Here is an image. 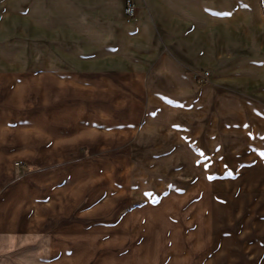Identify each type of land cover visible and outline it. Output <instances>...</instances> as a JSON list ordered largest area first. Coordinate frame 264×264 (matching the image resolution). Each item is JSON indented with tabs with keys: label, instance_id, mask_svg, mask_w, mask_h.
Here are the masks:
<instances>
[{
	"label": "rangeland",
	"instance_id": "1",
	"mask_svg": "<svg viewBox=\"0 0 264 264\" xmlns=\"http://www.w3.org/2000/svg\"><path fill=\"white\" fill-rule=\"evenodd\" d=\"M262 6L260 27L215 28L231 40L225 69L244 49L264 56ZM23 11H4L12 23L0 34V237L11 243L0 257L7 264H264V122L261 129L214 120L211 111L214 102L240 100L264 115V74L215 77L199 68L193 91L178 83L164 89L176 97L163 101L145 75L47 72L43 61L15 54L14 38L34 42V50L46 44L45 34H32L35 15ZM21 29L30 33L20 36ZM251 36L263 42L250 44ZM145 122L150 131L139 132ZM256 126L258 138H237L238 129L248 137ZM168 128L161 140L158 129ZM31 213L40 215L35 228Z\"/></svg>",
	"mask_w": 264,
	"mask_h": 264
},
{
	"label": "crops",
	"instance_id": "2",
	"mask_svg": "<svg viewBox=\"0 0 264 264\" xmlns=\"http://www.w3.org/2000/svg\"><path fill=\"white\" fill-rule=\"evenodd\" d=\"M134 2L138 10L132 20L125 16V0H0V7L10 17L22 9L26 17H31V13L35 15V20L29 21L30 26L36 28V32L32 34H45V46L39 44L36 50L31 49L29 47L34 42L20 37L14 38V42L20 43L14 51L29 64H35L36 60L43 61L47 72L63 71L73 76L145 75L148 78L147 89L151 92L159 91L158 96L163 101L176 97L165 95L164 89L173 91L178 83H181L179 87L184 86L188 91H193L190 76L199 68L212 69L215 77L247 74L263 77L264 56L256 47L242 52L239 64L233 67L239 69V73H231L233 69H225V61L230 59L231 40L225 33L220 36L215 28L225 29L231 26V21H238L235 24L238 30L260 27L264 0ZM41 12L45 13L43 18L46 23L39 26L37 16ZM3 13L0 34L3 27L12 23ZM28 33L30 32L26 29H21L19 35ZM257 42H263V38L249 37L250 44L256 45ZM5 56L2 51L0 60ZM239 101L212 103L211 111L217 113L213 119H217L218 115L229 122L248 123L252 126L260 124L262 129L264 115L253 111L246 102ZM172 123L173 121L169 125L173 129L177 128ZM150 125L145 122L139 132L150 131ZM216 126L212 128L213 131ZM253 127L247 128L252 130ZM91 129H97L95 122L91 124ZM229 129L224 126L220 128L224 133L223 137L228 136L225 133L231 131ZM256 129L257 126L248 137L238 129L237 138L251 139L253 135L258 138ZM158 130L163 140V134H168L169 128L167 132L166 129ZM171 137L173 136H169ZM37 155L42 156L41 152ZM31 214V228H35L40 225V215ZM15 217L12 221L17 220ZM9 226L15 228L17 224L14 221ZM8 245L11 243L0 237V253H6ZM0 264H7V260L0 257Z\"/></svg>",
	"mask_w": 264,
	"mask_h": 264
},
{
	"label": "built area",
	"instance_id": "3",
	"mask_svg": "<svg viewBox=\"0 0 264 264\" xmlns=\"http://www.w3.org/2000/svg\"><path fill=\"white\" fill-rule=\"evenodd\" d=\"M137 6L133 0H125V14L127 17L132 18L135 15ZM208 73H206L207 75Z\"/></svg>",
	"mask_w": 264,
	"mask_h": 264
},
{
	"label": "snow or ice",
	"instance_id": "4",
	"mask_svg": "<svg viewBox=\"0 0 264 264\" xmlns=\"http://www.w3.org/2000/svg\"><path fill=\"white\" fill-rule=\"evenodd\" d=\"M228 13H225V15H227ZM264 139V138H262ZM203 155V154H202ZM262 156H264V153H261ZM228 175H231V173L229 172ZM211 178V177H210ZM145 195H151V193H146Z\"/></svg>",
	"mask_w": 264,
	"mask_h": 264
}]
</instances>
